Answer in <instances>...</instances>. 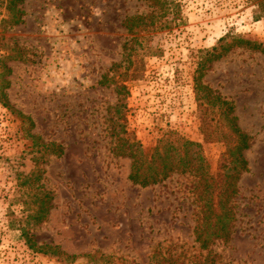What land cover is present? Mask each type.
<instances>
[{
    "label": "rangeland",
    "instance_id": "rangeland-1",
    "mask_svg": "<svg viewBox=\"0 0 264 264\" xmlns=\"http://www.w3.org/2000/svg\"><path fill=\"white\" fill-rule=\"evenodd\" d=\"M180 2L185 23L147 37L162 55L144 60L142 78L124 83L125 94L108 71L122 72L132 39L122 22L148 14L146 3L23 0L22 22L13 25L0 0V264H264L263 54L233 47L201 80L233 105L251 141L231 239L207 249L195 242L200 207L191 177L134 186L130 160L116 155L137 141L153 147L169 129L201 144L213 168L223 152L199 134L197 52L224 37L225 45L236 38L264 45V18L254 19L249 0ZM105 74L113 80L102 86ZM47 143L62 155L43 152ZM30 174L38 180L23 186ZM44 192L51 201L37 223ZM21 230L62 255L28 249Z\"/></svg>",
    "mask_w": 264,
    "mask_h": 264
},
{
    "label": "trees",
    "instance_id": "trees-1",
    "mask_svg": "<svg viewBox=\"0 0 264 264\" xmlns=\"http://www.w3.org/2000/svg\"><path fill=\"white\" fill-rule=\"evenodd\" d=\"M147 4L146 15L126 17L122 26L132 36L123 46L125 52L122 72L117 65L108 73H115L118 89L128 94L124 83L140 80L142 67L146 58L160 57L159 47H152L147 37L158 32H172L185 23L180 0H139ZM6 10L10 14L13 25L22 22L23 12L17 5L23 0H5ZM255 7L254 19L264 18V0H249ZM226 37L221 38L218 46L210 50L197 52L196 70L193 76V93L196 103V115L199 121V134L205 143H219L223 146L215 168L202 154V146L193 142L175 130H164L156 139L153 147L146 148L137 141L116 152L117 156L130 160L129 182L141 188L158 185L173 175L189 176L195 184L193 195L199 201V217L193 229L195 242L201 249H207L215 242H226L231 239L238 221L235 199L238 194V182L247 171L248 163L244 152L250 148V137L243 133L237 125L234 107L218 92L203 84L202 77L210 68V64L220 59L233 47L244 48L264 55V45L258 42L236 38L231 45H225ZM120 68V67H119ZM113 79L103 75L99 82L105 85ZM1 98H5L2 95ZM28 119V118H27ZM45 153L61 156L62 148L54 143L42 146ZM33 174L28 175L23 186L35 182ZM45 193V192H44ZM36 199V193L34 195ZM51 197L44 194L34 214V219L42 220L48 210ZM22 231L28 249L43 255H62L59 248L52 245L37 246L25 230ZM155 264H166L158 262ZM167 264H176L168 262ZM182 264V263H180ZM198 264V263H196Z\"/></svg>",
    "mask_w": 264,
    "mask_h": 264
}]
</instances>
